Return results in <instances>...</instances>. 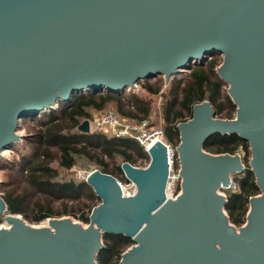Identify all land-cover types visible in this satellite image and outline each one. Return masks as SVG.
Listing matches in <instances>:
<instances>
[{
	"label": "water",
	"instance_id": "95a60500",
	"mask_svg": "<svg viewBox=\"0 0 264 264\" xmlns=\"http://www.w3.org/2000/svg\"><path fill=\"white\" fill-rule=\"evenodd\" d=\"M221 55L217 68L237 106L217 118L208 101L178 125L180 193L169 198L164 143L148 150L150 164L121 169L134 184L96 170L88 178L101 203L88 228L71 218L32 226L7 213L0 194V264H99L106 233L134 246L121 264H264V0H0V162L25 137L23 123L91 90L134 91L140 81L166 85L192 66ZM89 120L78 131L91 134ZM249 144V171L261 194L249 201L237 229L220 195L248 168L241 155L204 149L213 135Z\"/></svg>",
	"mask_w": 264,
	"mask_h": 264
},
{
	"label": "trees",
	"instance_id": "16d2710c",
	"mask_svg": "<svg viewBox=\"0 0 264 264\" xmlns=\"http://www.w3.org/2000/svg\"><path fill=\"white\" fill-rule=\"evenodd\" d=\"M217 56L210 57L202 66H192L190 74L183 79L174 78L166 88L163 78L140 81L141 90L149 97L129 91L117 94L91 90L74 96L70 103H61L56 111L26 119L23 127H28L32 133H26L23 141L14 147L13 160L1 162V169L7 172L9 179L0 189L7 213L20 214L33 223L71 215L87 224L101 200L88 182L64 175V171L77 164H92L101 173L128 182L121 169L123 163L150 164V158L138 141L103 132H79L80 124L90 121L95 111L114 108L116 115L130 123L149 122L154 112L153 97H162L164 138L174 148L180 144L178 125L192 118L197 104L208 101L217 118H235L237 106L228 94L229 87L216 71L221 64ZM204 149L214 155L243 153L248 169L234 176L241 192L228 194L226 204L230 222L243 226L250 199L261 193L255 175L249 171V144L237 135L216 134L209 138ZM175 157V167L179 169L178 157ZM2 221L3 216H0ZM103 242L106 247L100 252L99 264H121L122 254L135 244L123 234L109 233L104 235Z\"/></svg>",
	"mask_w": 264,
	"mask_h": 264
},
{
	"label": "built area",
	"instance_id": "2783aa9c",
	"mask_svg": "<svg viewBox=\"0 0 264 264\" xmlns=\"http://www.w3.org/2000/svg\"><path fill=\"white\" fill-rule=\"evenodd\" d=\"M185 71L187 72L183 74L184 76L190 74L191 72L190 70H185ZM90 125H91V129L92 126L96 127L97 131L95 132L111 133L116 138H129L131 140L138 141V143L144 148L146 153H148V150L153 146V144L156 141L164 143L167 147V153L170 164L171 179L169 182V186L171 181L174 182L177 181L178 186L176 190L179 191V187L181 183L179 169H177V175L174 173L173 170L176 160L175 159L176 149L165 140L163 129H156L151 131L149 129L150 124L148 123V121H143L141 123L133 124L121 118L119 115H116L114 112H110V111H103L101 112V114L96 115L93 118V121L92 122L90 121ZM238 154L244 157L242 152H238L237 155ZM73 167L74 166H72L70 169L74 170ZM95 171L96 170L91 169V167L83 170H78L76 171L75 177L77 180L81 182H87L90 175ZM119 183L123 188L122 183L121 182ZM130 186L132 187V192H125V189L123 188V192H125L126 196H132L136 193L135 192L136 188L134 184L131 183ZM240 192L241 189L235 177L231 178V182L227 187H222L221 190L219 191L220 195H224L227 198H228V194L230 193L239 194Z\"/></svg>",
	"mask_w": 264,
	"mask_h": 264
},
{
	"label": "rangeland",
	"instance_id": "374dc122",
	"mask_svg": "<svg viewBox=\"0 0 264 264\" xmlns=\"http://www.w3.org/2000/svg\"><path fill=\"white\" fill-rule=\"evenodd\" d=\"M217 56V55H216ZM218 58H219V60H220V62L222 63V61H223V57L221 56V55H218L217 56ZM186 76V75H185ZM185 76L183 75V74H181L180 76H177V77H175V78H178V79H183V78H185ZM174 79V78H173ZM172 79V80H173ZM153 80H155V79H151V80H149L150 82L151 81H153ZM171 80V81H172ZM170 81V82H171ZM164 83H165V80H164ZM168 84H170V83H168ZM168 86V85H167ZM165 88H166V83H165ZM129 92H133L134 94L136 93V94H139V95H142V96H145V97H149V96H147V93L145 92V91H143V90H141V88H140V86H139V83H138V86H137V88H135V90L134 91H129ZM128 93V92H127ZM162 103H163V99H162V97H159V96H154L153 97V102H152V105L154 106V112H153V114H152V117H151V119H150V121L148 122L149 124H150V127H149V129L151 130V131H153V130H156V129H163V126H164V123H163V120H162ZM104 111H110V112H115V109L114 108H111V109H105ZM101 112H103V111H101ZM101 112H93L92 113V119L90 120L91 122L93 121V118L96 116V115H99V114H101ZM234 119V118H233ZM126 120V119H125ZM92 133H94L95 131H97V129H96V127L95 126H92ZM22 134H24V135H26V133H32V132H30L29 131V128L28 127H23V129H22V132H21ZM105 134H109V135H112L111 133H105ZM6 151H8V152H10V153H8V155L7 156H5L4 157V159L3 160H1V162H5V161H9V160H13L14 159V157L16 156L15 155V148H13V149H9V150H6ZM241 152V151H240ZM1 162H0V189H2V187H3V185H4V183L6 182V181H8L9 179H8V174H7V172H5L4 170H2L1 169V167H2V165H1ZM148 166V163L147 162H145V163H138L137 164V166H135V167H141V168H145V167H147ZM89 167H91V169H93V170H98L97 168H96V166L95 165H92V164H89V165H87L86 164V166H84V165H81V164H77V165H75L73 168H74V170H71V169H69L68 171H64V175H70V176H72V177H75V175H76V171H78V170H83V169H86V168H89ZM173 170H174V173L177 175V169H176V167H175V165H174V167H173ZM99 171V170H98ZM76 178V177H75ZM119 182H121L122 183V185H123V188L125 189V192H132V187L130 186V182L128 181V182H126V181H124V180H122L121 178L118 180ZM177 186H178V182L176 181V182H174V181H171V183H170V186H169V188H168V192H167V195H168V197L169 198H174V197H176L178 194H179V192L180 191H177L176 189H177ZM1 195H2V193H0ZM261 194V193H260ZM259 195V194H258ZM101 203V202H100ZM99 203V204H100ZM98 204V205H99ZM53 218H57V219H62V218H68V219H72V220H74L75 222H77V223H79L80 225H82L83 227H85V228H88V225H89V223H87V224H85V223H83L82 221H80L79 219H77V218H75V217H73V216H68V215H61V216H55V217H53ZM26 221H27V223H29L30 225H32V226H35V227H37V226H44V225H46L45 223L46 222H48V219L47 220H44V221H41V222H37V223H33V222H31L30 220H27V219H25ZM231 223V222H230ZM233 224V223H232ZM48 225V224H47ZM234 225V224H233ZM7 227V223H6V221H5V218H4V216H3V221L2 222H0V228L1 227ZM237 229H239L240 227H238V226H236V225H234ZM135 245V244H134ZM134 245H132V246H134ZM131 246V247H132ZM131 247H129V248H127L126 250H125V252L128 250V249H130Z\"/></svg>",
	"mask_w": 264,
	"mask_h": 264
},
{
	"label": "bare ground",
	"instance_id": "6f19581e",
	"mask_svg": "<svg viewBox=\"0 0 264 264\" xmlns=\"http://www.w3.org/2000/svg\"><path fill=\"white\" fill-rule=\"evenodd\" d=\"M185 70H187V69H185ZM185 70L182 71V74H185V72H187V71H185ZM8 153H10V152H8V151H4V152H3V156H4V157L7 156ZM45 224H46V225H44V226H46V227L49 226L48 222H46ZM47 224H48V225H47ZM7 227H8V224H7Z\"/></svg>",
	"mask_w": 264,
	"mask_h": 264
},
{
	"label": "flooded vegetation",
	"instance_id": "af4514ba",
	"mask_svg": "<svg viewBox=\"0 0 264 264\" xmlns=\"http://www.w3.org/2000/svg\"><path fill=\"white\" fill-rule=\"evenodd\" d=\"M175 149H176V148H175ZM175 155H177V153H176ZM243 158H244V157H243ZM244 225H245V224H244ZM244 225H243V226H244Z\"/></svg>",
	"mask_w": 264,
	"mask_h": 264
}]
</instances>
